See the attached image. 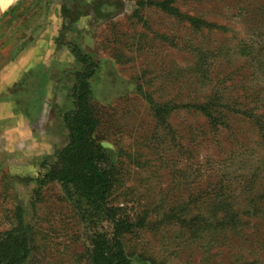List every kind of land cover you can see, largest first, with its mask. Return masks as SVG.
Masks as SVG:
<instances>
[{
	"label": "rangeland",
	"instance_id": "rangeland-1",
	"mask_svg": "<svg viewBox=\"0 0 264 264\" xmlns=\"http://www.w3.org/2000/svg\"><path fill=\"white\" fill-rule=\"evenodd\" d=\"M83 1L87 4L82 10L79 3ZM108 1L121 3L118 13L106 20L95 17L91 10L92 0H11L0 16V104L5 105V115L15 110L22 114L32 109L33 96L44 77L33 74L26 81L23 78L20 81V77L18 82L24 83L15 87L17 59L29 46L48 36L55 39V42L49 39L53 47L51 55L45 58L47 67L52 68V75L41 101L46 104L33 126L35 141L26 138L15 141L8 128L9 122L0 120V125L8 128L5 133L8 145H3L0 140V232L7 227L3 223L6 210L24 206L28 219H34L51 237L50 258L44 264H85L84 241L78 238L81 227L64 199L62 189L57 184L39 188L35 181L41 174L39 166L43 160L54 155L68 141L62 116L73 107L69 92L76 63L67 44L78 45L101 63L92 85L95 98L107 116L104 121L107 130L103 135L107 141L105 144L111 142L107 146L116 157L115 141L129 152L126 153L132 158H124L130 174L126 187L136 189L137 195L142 193L143 203H157L161 211L167 203L162 200V205L158 199L172 191L177 183L185 185L181 193L186 190L191 193L199 180L211 174V169L216 167L209 163L215 152L214 144L200 145V160L192 167V172L196 173L194 185H191L194 175L188 179H172L165 172L160 176L158 161L153 163L154 174L141 165L135 166L134 162H144L136 157L142 145L148 144L150 130L154 129L149 109L138 94V86L159 102L167 103L178 96H204L214 84L234 95L239 94V88L257 82L255 86L263 88V93L259 98L250 99L249 103L264 105V76L258 72V67H243L249 58L240 56L237 51L238 48L242 50L245 42L254 45L255 51L264 46V16H259L252 25L244 10L248 1L180 0L182 10L192 13L189 4L193 3L198 10L195 12L221 27L199 32H193L178 20L153 10L145 11L146 21L139 22L134 17L137 9L134 0ZM67 8L71 9L72 16L67 14ZM164 34L173 39L172 43L163 38ZM199 56H205L210 83L203 72L192 69ZM240 94L241 97L247 95ZM234 123L238 122L235 120ZM171 124L180 140L201 135L205 127L203 118L184 112L174 115ZM250 144L256 158L264 155L258 139L253 138ZM243 170L244 165L237 158L229 171L221 165L217 168L218 173L227 171L225 174L238 179L244 176ZM169 182L175 184L169 185ZM227 193L232 198L239 196L238 192ZM33 198L39 199L34 202ZM33 203H38L35 213ZM190 242L179 229L162 227L159 232L144 235L139 246H135L163 264H201L205 254ZM225 252L237 255L235 249H225Z\"/></svg>",
	"mask_w": 264,
	"mask_h": 264
},
{
	"label": "trees",
	"instance_id": "trees-1",
	"mask_svg": "<svg viewBox=\"0 0 264 264\" xmlns=\"http://www.w3.org/2000/svg\"><path fill=\"white\" fill-rule=\"evenodd\" d=\"M92 1L91 10L98 20L109 19L120 10L121 2ZM246 1L249 4L244 10L253 25L259 16H264V0ZM134 2L137 8L134 17L139 22L145 20V11L153 10L178 20L193 32L221 29L195 12L198 10L193 3L189 4L190 11L196 14L182 10L180 0ZM86 4L83 1L79 6L83 10ZM67 10L71 15V9ZM163 38L170 43L173 41L167 34ZM67 45L76 63L69 92L73 107L62 116L68 141L43 160L39 166L41 174L35 181L39 188L57 184L62 189L81 227L78 238L84 241L85 264H163L138 247L144 235L159 232L162 227L179 229L192 245L203 250L205 257L201 264H264V155L256 158L250 144L253 138L258 139L264 152V105L249 103L250 99L259 98L263 88L253 82L252 86L241 87L237 90L239 94L233 95L214 84L204 96H178L161 103L138 86V94L149 109L154 129L150 130L148 144H141L136 157L144 162H134L135 166L141 165L154 174L153 163L158 161L160 176L165 172L172 179H188L194 175L191 183L194 185L196 173L192 172V167L200 160V145L211 143L215 152L209 163L217 168L226 167L227 171L235 158L244 165L242 179L225 174L227 171L218 173L216 167L211 169V174L199 180L191 193L189 190L181 193L185 185L177 183L172 191L158 199L162 205L163 201L167 203L161 211L157 203H143L142 193L137 195L136 189L126 187L130 174L124 158H132L129 152L115 141L116 157L107 146L111 142L105 144L107 116L95 98L92 85L101 63L78 45ZM252 46L245 42L242 50H237L240 56L249 58L243 67H258V72L264 76V46H259L257 51ZM192 69L203 72L210 83L205 56L197 57ZM30 76L25 74L24 80ZM48 80L49 75H45L33 96L32 109L44 98ZM240 93L247 95L241 97ZM181 112L204 119L201 135L189 140L178 138L171 118ZM172 184L175 183L169 182ZM228 191L238 192L239 196L232 198ZM114 198L121 201L115 202ZM33 199L36 202L39 198ZM37 204H32L34 213ZM27 215L22 205L6 210L3 223L7 227L0 232V264H44L50 258L51 237ZM225 249H235L237 255ZM229 259L232 261L228 262Z\"/></svg>",
	"mask_w": 264,
	"mask_h": 264
},
{
	"label": "crops",
	"instance_id": "crops-1",
	"mask_svg": "<svg viewBox=\"0 0 264 264\" xmlns=\"http://www.w3.org/2000/svg\"><path fill=\"white\" fill-rule=\"evenodd\" d=\"M49 39H54V38H50L48 36L46 39L39 41L37 44L35 43L29 46L25 50L26 51L25 53L23 52H22L23 54L21 53V55L17 59L18 61L16 68L17 71L15 70L16 71L15 74L17 73V78L13 83V84L16 83L15 87L20 86L19 84L21 82H18L19 78L21 77L20 81L22 78L24 80L23 76H25V74H31V77L33 76V74L35 75L42 74L43 76L49 75V80L47 83L50 82V76L52 75V68L47 67L48 61L45 59L51 55L50 52L53 47L52 40ZM46 85H45V89H46ZM47 97L48 96H46L45 101H47ZM45 104L46 102L45 103L43 102L41 104L39 103V105H37L36 108L29 109L28 112L25 111L22 114H18L15 110L14 112L11 113L8 112L6 115L4 109L5 105H3V103L0 104V118H2L0 120L1 121L7 120L9 122L10 127L8 128L12 133L11 134L12 139H15V141H17L21 138H26L29 139L27 141H35L32 136L35 130L33 126H35L37 117H39L42 111V107H44ZM36 111L39 112L36 114ZM8 128L2 127V125H0V140L2 141L3 145H8V143H6L7 141H5L6 140L5 133H7ZM6 150H8V148H6Z\"/></svg>",
	"mask_w": 264,
	"mask_h": 264
},
{
	"label": "bare ground",
	"instance_id": "bare-ground-1",
	"mask_svg": "<svg viewBox=\"0 0 264 264\" xmlns=\"http://www.w3.org/2000/svg\"><path fill=\"white\" fill-rule=\"evenodd\" d=\"M11 0H0V13L7 9Z\"/></svg>",
	"mask_w": 264,
	"mask_h": 264
},
{
	"label": "water",
	"instance_id": "water-1",
	"mask_svg": "<svg viewBox=\"0 0 264 264\" xmlns=\"http://www.w3.org/2000/svg\"><path fill=\"white\" fill-rule=\"evenodd\" d=\"M3 14V12L0 13V16Z\"/></svg>",
	"mask_w": 264,
	"mask_h": 264
}]
</instances>
